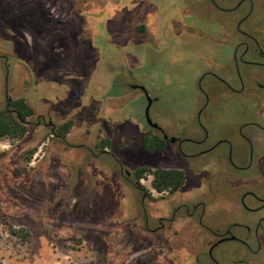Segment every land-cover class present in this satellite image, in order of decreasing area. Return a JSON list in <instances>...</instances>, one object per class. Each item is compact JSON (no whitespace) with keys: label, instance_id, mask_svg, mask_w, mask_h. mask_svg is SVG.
I'll return each mask as SVG.
<instances>
[{"label":"rangeland","instance_id":"374dc122","mask_svg":"<svg viewBox=\"0 0 264 264\" xmlns=\"http://www.w3.org/2000/svg\"><path fill=\"white\" fill-rule=\"evenodd\" d=\"M215 1L221 7L237 2ZM238 10H218L208 0H0V109L7 98H23L33 109L21 137L0 140V264H106L104 239L112 233L111 223L116 218H130L132 211L125 204L140 196L123 176L109 175L118 158L101 153L77 164L85 159L82 149H69L51 138L49 129L34 126L36 115L46 113L49 102L57 103L55 122L62 116L71 118L65 133L69 143H83L97 151L95 142L110 138L105 149L123 158L124 170L139 165L184 169L187 163L199 176L208 174L202 180L213 184L212 190L193 194V201H202L218 223L223 216L233 218L223 208L236 203L235 208L240 209L241 187L257 190L264 184L255 168L222 158L227 149L223 141L217 142L209 155L183 157V162L171 147L146 151L142 142L147 130L142 121L145 98L140 89L132 87L141 85L149 90L153 116L179 133L182 150L199 152L202 146L225 137L234 148L247 151L238 128L258 115L264 92L246 88L247 92L238 95L231 91L217 97L211 94L198 114L206 100L198 82L202 80L204 88L212 79H201L204 71L214 69L236 84L230 59L236 39L224 19L237 17ZM263 15V9L255 8L248 21L254 23ZM139 26H144L145 32ZM148 41L152 43L144 44ZM240 67L264 78L261 68ZM256 119L264 124V112ZM200 123L208 132L201 146L190 140L203 136ZM251 129L243 128L246 132ZM260 138L263 144L264 134ZM261 147H254V153ZM52 157L60 161L52 162ZM89 163L107 174L98 191L94 178L85 189L82 174L76 172L87 174ZM195 172L186 170V187L199 180ZM139 184L158 200V193L149 190V175ZM67 185L73 189L62 193ZM123 193L125 198H121ZM246 198L249 200V195ZM38 212L39 218L31 216ZM238 217L250 215L241 212ZM43 218L54 227L61 223L65 229H76L78 236H52L41 224ZM189 232L183 228L177 237H188ZM137 233L144 235L141 228L134 230ZM148 252L147 248L135 252L125 264H148Z\"/></svg>","mask_w":264,"mask_h":264},{"label":"flooded vegetation","instance_id":"af4514ba","mask_svg":"<svg viewBox=\"0 0 264 264\" xmlns=\"http://www.w3.org/2000/svg\"><path fill=\"white\" fill-rule=\"evenodd\" d=\"M208 1L218 10L232 11L239 9V15L237 17L231 16L224 19L226 23H230L229 29L236 39V42L233 43V49L230 55L236 84L233 85L227 77L220 76L214 69L204 71L200 76L201 79L206 76L212 77V79L204 83L205 89L202 87L203 84L201 85L202 80L198 82L200 91L206 98L205 102L200 106L198 114H201L205 109L209 98L208 95L210 96L212 94L211 96L217 97V95L219 96L226 91H231L235 95H238L243 91L247 92L246 88L255 93L260 91L264 92V78L252 74V72L247 69L242 70L240 67L241 64L253 65L264 71V15L262 17H257L254 23L248 21L255 8L264 10V0H237L236 4L232 7H221L219 2L215 0ZM220 1L226 3L225 0ZM171 8L175 10L176 5L172 3ZM124 9L127 10L128 8ZM99 20L100 28L103 29L105 20H103L102 14L99 16ZM138 29L141 32H145L144 26H139ZM170 30L173 31L172 28H170ZM186 31L187 33L192 32L189 27H187ZM4 36L9 37L7 33H5ZM213 40L224 42L223 39ZM151 43L152 42L148 41L144 44ZM140 86L141 85H134L132 88L140 89L145 98L142 121L147 127V130L143 132L142 142L144 136H147L150 140L157 138L163 141V147L149 150L144 148L146 151L162 150L171 147L174 156L179 161L183 162V157L194 156L198 153L209 155L214 150L216 143L223 141L226 143L227 149L222 158L227 159L230 164H233L235 160L245 163V167L253 166L257 175L264 180V143L262 144L260 138V134H264V124L256 119L263 114L264 103L262 104V108H259L257 116L239 125L238 133L243 139L244 144L247 145V151L240 147L234 148L231 141L225 137L217 139L215 144L202 146L199 152L194 151V149L184 151L181 147L182 137L179 133L170 131L167 123L164 121L158 122L156 120L151 112L153 98H151L149 90L144 86L140 88ZM147 96L151 99L148 108L149 121H147L144 114ZM11 100V98H7L4 107L8 106ZM56 104V102H49L47 104V112L36 115L34 126L42 127V129H49V136L53 139L60 140L64 145H67L69 149H82L85 153L83 155L85 159L78 161L77 164H82L87 156L97 157L101 153H107L118 158L117 167L114 166L110 169L109 175L118 178L123 176L127 182L132 185L133 189L140 193L137 201L130 200L125 204L131 209L132 218H127V220L116 218L111 223L110 231L112 233L104 239L107 259L106 264H125L126 260L132 256V254L145 251L146 248L149 249L148 257L150 261L148 264H163V262L164 264L167 262L169 264H264V184H259L257 190L248 186H242L238 203L240 209L235 208L237 205L236 203L233 205L228 203L223 209L227 216L231 214L233 218L225 216L222 218L218 217V219L221 218L219 223L215 220V217H210L206 205L202 201H193L194 198L191 197L193 194H196V192H201L206 188L212 190V181L209 179L202 180L203 176L207 178L208 174L206 175V173L203 172L202 175L199 176L198 170L193 167L191 168L187 163H185L184 169L177 168L184 172L181 184L174 191H156L159 198L158 200H153V198L149 196V193L139 184L142 177L137 179L136 176L137 170L146 166L139 165L134 167L131 171L124 170L123 158L120 155L109 153L108 150L105 149L107 144L104 146L101 145L102 139H107L109 141L108 144H110V138H101L99 141L95 142V150H97V148L99 149L97 151H94L93 148L83 143H69L65 138V133L70 127L71 118L62 116L59 118L61 120L60 122H55L54 113ZM155 115H157V113H155ZM29 118L28 121H30ZM69 121L70 124L67 131L62 132V130H64L63 127ZM102 126L103 122L99 120L100 129H102ZM245 126H249L253 129L246 132L243 130ZM200 127L203 130V136L199 139L190 140L201 146L206 141L208 132L201 123ZM96 131H98V129H96ZM259 145L262 146V149L258 154H255L254 147ZM55 159L56 158L52 157L50 160L54 162ZM56 161L59 162L60 159L57 158ZM253 163L255 164L253 165ZM188 169H191L193 172L197 171L195 173L198 175L199 180L194 185L186 187V170ZM76 172L82 174L85 189L88 188V184L91 182L90 178H94L95 182H97L94 188L97 191L102 189L103 177L107 175L100 166H91V164L88 167L87 174L81 170L79 172L77 170ZM70 176L71 172L68 177ZM250 181L254 182L253 179ZM246 185L248 184L246 183ZM72 189L71 186L67 185L65 191L62 193L68 194ZM97 195L98 192L96 193V196ZM247 195H249V200L246 198ZM121 198H125L124 193L121 195ZM241 212L249 214L250 217H238L241 215ZM40 214L41 212L36 214L32 213L31 216L39 218ZM42 221L41 224L45 231L51 232L52 236H57L60 233L70 238H76L78 236L76 234V232H78L76 229H65L61 223L54 227L49 222V219L46 218H43ZM173 226L175 227L172 228ZM50 228L53 229L49 230ZM137 228H141L144 235H139L138 233L134 234V230ZM183 228H187V230L190 231V236L181 235L180 238H178L177 236L180 235L181 231L183 232ZM72 232L75 233L71 234ZM125 232L128 233L126 234ZM175 259H177V262Z\"/></svg>","mask_w":264,"mask_h":264},{"label":"trees","instance_id":"16d2710c","mask_svg":"<svg viewBox=\"0 0 264 264\" xmlns=\"http://www.w3.org/2000/svg\"><path fill=\"white\" fill-rule=\"evenodd\" d=\"M33 114V109L25 102L23 98L12 99L8 106L0 109V140L5 137L18 138L27 130L29 123L28 118ZM70 121L65 124L62 132H66ZM107 139H102L101 145L108 144ZM143 146L149 150L152 148L159 149L163 147V141L153 138L150 140L147 136L143 138ZM151 175L150 186L156 191L170 190L174 191L182 182L184 172L177 168H161L154 169L141 167L137 170V179ZM12 233H20V231L12 230ZM25 236V234H22Z\"/></svg>","mask_w":264,"mask_h":264},{"label":"water","instance_id":"95a60500","mask_svg":"<svg viewBox=\"0 0 264 264\" xmlns=\"http://www.w3.org/2000/svg\"><path fill=\"white\" fill-rule=\"evenodd\" d=\"M140 88H143V86H140ZM146 99H147V104H146V107H145V109H144V114H145V116H146V118H147V121H149V118H148V108H149V106H150V103H151V99H150V97H146ZM152 125H156V124H152Z\"/></svg>","mask_w":264,"mask_h":264},{"label":"built area","instance_id":"2783aa9c","mask_svg":"<svg viewBox=\"0 0 264 264\" xmlns=\"http://www.w3.org/2000/svg\"><path fill=\"white\" fill-rule=\"evenodd\" d=\"M149 178L151 179V175H149ZM149 190H150L151 192H156V190L153 189L151 186H149Z\"/></svg>","mask_w":264,"mask_h":264}]
</instances>
